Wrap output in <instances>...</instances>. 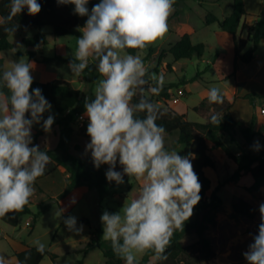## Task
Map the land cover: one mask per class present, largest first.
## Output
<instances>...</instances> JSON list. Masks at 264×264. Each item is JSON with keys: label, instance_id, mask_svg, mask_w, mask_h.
Returning <instances> with one entry per match:
<instances>
[{"label": "clouds", "instance_id": "obj_1", "mask_svg": "<svg viewBox=\"0 0 264 264\" xmlns=\"http://www.w3.org/2000/svg\"><path fill=\"white\" fill-rule=\"evenodd\" d=\"M59 5H74L73 14L87 17L76 38L77 47L68 67L74 76H81L96 61L100 79L94 99L85 98L88 119L87 135L95 168L108 165L105 173L109 182L124 183V176L141 181L136 198L125 201L114 213L104 211L100 216L102 238L111 243L114 254L124 264H138L136 255L154 253L156 261L167 260V247L176 231L184 230L202 197V184L194 171V155L181 156L165 148L166 129L158 125L159 107L149 95L163 90L164 77L149 73L140 54L127 49L145 50L162 39L168 31V18L174 11L175 0H100L87 7L89 0H57ZM25 9L35 16L42 10L37 0H10L9 15L0 16V26L9 24ZM18 25L4 27L14 35ZM34 64L21 57L0 78V217L20 212L34 194V184L45 174L51 156L33 145L32 128L41 124L49 132L54 116L44 118L52 105L42 89L30 88ZM138 97V102H133ZM210 104H222L224 97L218 87L207 94ZM143 113L141 118L140 114ZM219 114L211 123L220 124ZM253 149L260 150L259 141ZM117 163L122 171H117ZM74 203L75 201H71ZM260 224L252 243L243 253L248 264H264V203L259 205ZM64 225L69 232L79 234L83 225L68 216ZM43 254L45 245L34 242ZM0 264L6 259L0 256Z\"/></svg>", "mask_w": 264, "mask_h": 264}, {"label": "trees", "instance_id": "obj_2", "mask_svg": "<svg viewBox=\"0 0 264 264\" xmlns=\"http://www.w3.org/2000/svg\"><path fill=\"white\" fill-rule=\"evenodd\" d=\"M232 8L231 13L223 21H220L216 15L209 13L206 15L205 23L207 25L219 22L221 28L231 34L234 38V54L235 65L234 72H236L237 62L250 63L254 57V54L258 48V45L264 40V11L258 16V21L252 26H246L242 21L249 16L244 7L243 0H231ZM42 5V10L35 16L27 14L25 9L20 15L13 18L7 25L0 26V52L9 51L13 49V44L9 38L11 34L4 31V27H11L12 25H18L17 31L20 32L30 28H42L51 27L53 33L57 37L68 36L74 28L79 26L80 21L77 15L73 14V11L69 8V5H59L57 0H37ZM100 0H89L87 7L91 10L92 6L99 3ZM10 12V0H0V16H8ZM247 29L248 38H237L236 34L239 28ZM15 32V33H16ZM251 41V47L244 52L248 42ZM26 48H39L48 44V40L45 34L39 33L31 38H25L22 41ZM129 54L136 55L140 49H127ZM206 51V45L203 43L193 44L191 40V34L185 32L181 35L180 39L170 48L169 53L173 56L175 61L191 60L194 57L201 58ZM31 57H34V53L29 52ZM73 58H61L56 57L54 59L45 58L43 62L49 63L51 61H59L61 63H69ZM145 62V59H143ZM90 70V65L85 69L84 74H87ZM5 71L4 60L0 59V78ZM198 76H202L201 73H197ZM196 81L192 79L190 82ZM189 82V83H190ZM34 88L42 89V94L51 103L52 107L59 114L60 118L57 125L60 129L59 142L54 150L41 149L47 151L58 166H62L69 174V182L64 192L57 196V199H63L73 190L79 187H87L89 190L97 192L100 202H102L110 193L111 186L106 179L105 173L107 171L106 165H101L99 169L95 168L92 162L91 156L81 157L71 152L72 141L75 134L73 124L79 119L81 115H85L84 102L85 98L94 99L93 89L90 88L87 92L80 91L71 87L67 81L54 80L50 82H37L34 81L30 92ZM0 91L7 93L6 88H0ZM164 99V105H158L155 103V96H149L150 100L156 104L161 112L160 118L156 121L158 125H162L166 129V135L178 134L177 140L170 147H165L167 150H175L182 144H190V152L194 155L193 165L194 171L198 174L199 180L202 184V191L200 193L202 199L199 204L194 208L204 205L208 207L209 213L204 217L201 224L188 220L185 222L184 230L176 231L171 239L170 245L167 247L165 255L167 260L157 261V264H200L202 261H208L214 257V252L211 247V242L204 235L209 225H216V219L214 212L222 206V199L218 195L221 189L228 183H238L239 178L244 173L251 174L254 183L251 187L247 188L250 193L257 191L264 184V151L259 154H255L250 151H245L243 146L236 140V135L239 130L245 145L249 149H253V139L259 136L256 132L257 117L254 114L251 123L245 127L240 128V122L236 121L230 110L232 104L224 97L222 104H210L208 99L205 98L201 103L195 106L192 110L201 118H208L205 123L193 122L188 120L186 113H180L174 108L169 106L171 94L167 92V89L163 88L160 92ZM245 98L249 99L254 109L256 108L255 99H263L264 95L248 94ZM133 102H138V97H134ZM215 114H219L222 118L220 124L211 123V117ZM143 113L140 114L141 118ZM88 119L86 118L82 126L79 128L87 135ZM45 133L41 128L36 133H32L33 142L36 144L39 137ZM228 135L230 141L234 144L240 154H236L224 141V136ZM264 144V136H263ZM264 146V145H263ZM76 151L80 150L79 145H75ZM212 150H221L227 157H229L237 166L232 176L220 183L215 189H212V180L207 175V171L217 172L218 167L215 159L210 155ZM46 174L37 178L38 180L44 178ZM128 176L124 178V181L128 180ZM211 193V201L207 203L206 195ZM50 199H54L51 198ZM31 199L29 203L24 206L23 210L16 213H11L5 217H0V221L8 224L12 227H17L19 221L23 216H31L32 221L30 227L32 230L37 224L40 217V213H33L31 210ZM47 205H44V209ZM233 211L243 217L253 220L258 210L249 202L240 199L238 202L232 204ZM213 212V213H211ZM86 224L87 221H84ZM257 224V231L258 225ZM192 229H196L199 236V240L190 245L184 246L182 239ZM103 228L100 225L93 233L89 242L81 249L77 251L79 254H88L89 252L99 249L103 252L105 258L108 260L106 264H124V261L117 257L111 247L109 241H105L102 238ZM197 249L198 254L191 252L192 249ZM154 256L151 250H148L143 255L141 260H137L138 264H148L150 259ZM15 257L19 264H40L45 257H50L52 261H56L57 255L45 249L43 254L37 252L36 247H28L27 249L15 253ZM79 264H83L81 260Z\"/></svg>", "mask_w": 264, "mask_h": 264}, {"label": "rangeland", "instance_id": "obj_3", "mask_svg": "<svg viewBox=\"0 0 264 264\" xmlns=\"http://www.w3.org/2000/svg\"><path fill=\"white\" fill-rule=\"evenodd\" d=\"M232 1L231 0H175L174 11L168 18V26L170 29L183 27L185 32L192 30L195 26L198 33L194 35L193 42L200 43L202 41L207 42L212 36V32H209L208 28H204L203 23L206 15L212 13L219 18L230 15ZM74 8V5H71ZM79 19L84 24L87 17H80ZM210 29V28H209ZM45 32H52L50 27L44 29ZM171 31V30H170ZM168 30L162 39H158L154 44L149 45L145 50H141L138 54L142 59H145V67L149 73H155L158 77L163 75L164 85L163 88L167 89V92L171 94L169 106L177 105L182 108L183 105L192 107L200 104L202 99L200 98L203 89H210L211 83L208 81L214 80L218 72L210 64L209 73L205 77V80H201V76L197 73L198 67L202 71L203 65L199 64L197 57L191 60L175 61L173 56L169 53L170 48L174 45L171 41L174 40V35ZM81 33L74 30V33L69 39L76 41ZM225 37H230L228 33L224 34ZM212 38V37H211ZM62 39V38H60ZM170 42V43H169ZM77 47V46H76ZM75 47V49H76ZM52 49V46L51 48ZM208 54V50L206 51ZM90 70L87 73V81L84 92H87L99 81L101 76L96 71V61L90 63ZM206 66V65H205ZM58 77L64 78L72 76L68 66H63L58 69ZM103 79V77L101 78ZM192 79L196 81L190 82ZM190 82V83H189ZM229 82L222 83L219 87L223 90L228 88ZM183 91V95H179V92ZM152 96L151 94H147ZM178 98V102H174V99ZM205 99V98H204ZM203 99V100H204ZM257 117L256 132L260 134L253 139L259 141L261 145L260 150L249 149L244 142L239 130L236 135V140L243 146L245 151H250L255 154L262 153L264 151L263 136L264 125L258 126L260 120H264V114L261 113V109L264 108V99H255ZM155 103L158 105H164V99L162 93L155 96ZM172 107V106H171ZM54 116V123L51 128H54L60 118L59 114L52 107L51 112H45L44 118L49 115ZM86 116V115H85ZM87 117L84 118V120ZM83 120V121H84ZM188 120L193 122H207L208 118L202 119L193 110L188 112ZM78 119L73 128L75 131L73 137V143L80 146V150H73L76 155L81 157L91 156L90 152H87L86 144L90 142V138H86L84 133L79 130L83 123ZM41 124L33 125L32 129H41ZM240 128H245L249 123L241 121ZM178 134L165 136V147H170L177 140ZM53 138V137H52ZM224 141L227 145L236 153L240 154L237 147L231 143L228 135L224 136ZM50 144L45 141L42 147H47ZM72 150V149H71ZM178 154L186 156L190 152L186 148L178 149ZM210 155L215 159L218 170L207 171V175L212 180V189H215L220 183L228 180L234 171L236 170V164L226 156L221 150H212ZM108 169V165H106ZM47 170H50L47 168ZM117 171H122L121 166L117 163ZM127 175L124 176V178ZM109 182V181H108ZM141 181L136 180L134 177L128 178L123 184L117 185L115 182H109L111 186V193L100 202L96 191L91 190L85 194H82L81 200L75 205L69 214L65 215L58 204L57 197L50 199L41 195V190L37 195H32L31 209L32 212L40 213V217L36 226L32 230L30 224L32 221L29 216H23L17 227H12L0 221V256L6 259V264H19L15 258L14 251L21 250L23 246L35 247L34 242L39 240L45 245V249H48L58 257L56 261H52L50 257H45L41 264H79L82 260L83 264H106L108 260L105 258L103 252L99 249H95L88 254H79L77 251L83 248L90 240L92 233L102 225L100 222V216L104 211L114 213L119 211L125 201L130 202L131 199L136 198L141 188ZM254 180L249 173H244L238 180V183L228 182L218 193L222 199V206L214 212L216 225H209L204 235L211 242V247L214 252V257L208 261H202L200 264H248L243 256V253L248 250V246L252 243V237L257 234V224L260 221L259 205L264 203V184L255 192L250 193L247 188L251 187ZM38 196L39 198H37ZM42 199V200H41ZM243 199L253 205L257 210V215L253 220L240 216L233 211L232 204ZM206 201H211V193L206 195ZM47 208L44 209V205ZM209 208L204 205L194 210L193 216L189 219L197 225L201 224L204 217L209 213ZM213 213V212H211ZM68 216H74L77 218V226L83 225V230L79 233L69 232L64 225V219ZM83 217L89 219V223H83ZM199 240L196 229H192L182 239L184 246H190ZM191 252L198 254L197 249H192ZM144 254H137V260H141ZM154 257V256H153ZM151 258L148 264H157L154 258Z\"/></svg>", "mask_w": 264, "mask_h": 264}, {"label": "crops", "instance_id": "obj_4", "mask_svg": "<svg viewBox=\"0 0 264 264\" xmlns=\"http://www.w3.org/2000/svg\"><path fill=\"white\" fill-rule=\"evenodd\" d=\"M243 2L245 10L249 14V16L242 21V24L244 23L246 26L249 27L254 25L258 21V16L264 11V0H243ZM69 8L72 11L74 9L71 7V5H69ZM228 15L223 16L222 18H219L217 16V18L220 21H223ZM79 21V26L82 27L84 24L80 19ZM203 26L204 28H208L209 32H212V38L210 37L209 40H206L207 42H200L205 44L206 51L208 50V54L205 51L203 56L201 58H198L199 64L203 65L202 71L198 67L199 73L202 74L201 80H205V77L209 73V65L211 64L215 68L216 72H218V75L214 80L208 82L211 83L212 87H218L221 93L227 99V101L232 104L230 112L233 118L240 123L241 121H243L244 123L250 124L252 117L255 114L256 108L254 109L250 100L245 98V96L248 94L264 95V40H262L258 45V48L254 54L252 61L247 64L238 61L236 66V72L234 75H232L234 72L235 65L233 36L228 32L224 31L221 28L219 22L207 25L204 19ZM45 28L46 27L30 28L27 30L16 32L14 35L10 36L9 40L13 44V49L9 51L0 52V59L4 60L5 70L10 69L13 61H18L21 57H23L25 62H32L34 64V68L31 71V74L34 77V81L43 83L54 80L67 81L74 89L83 91L86 86L85 84L87 81V74L83 73L81 76L72 75L60 78L58 77V69L63 66H68L69 63H61L59 61H51L49 63L43 62V59L45 58H74L73 52L75 51V47L77 46V44L76 41L73 42L72 39L70 40L69 37L74 33V30L77 29V27L74 28L72 32L66 37L55 36L51 27L50 28L52 29V32H45ZM168 30H171V34H175L173 38L174 40L171 41L174 44L180 39L181 35L185 33L184 28L180 27L179 25L174 29H170V26H168ZM198 30L199 29L194 26L192 30L186 31L191 34V40L193 44H200L193 42L194 35L198 33ZM39 33L45 34L48 40L47 45L41 46L39 48L24 47L22 43L23 39L34 37ZM226 33H228L230 37H225L224 34ZM236 37L247 39V29H242V27H240L236 34ZM51 46L52 49H50ZM250 47L251 41L248 42L244 52H246ZM29 52L34 53L35 56L31 57L29 55ZM90 63H93V60L90 59ZM146 67H148V65ZM226 82H229L228 88L226 90L221 89L219 85ZM97 83L98 81L96 80V83L93 88L91 87L93 89V93ZM208 91L209 89H203L202 91H200L201 95L199 99L203 100L204 98H207ZM170 105L176 111L180 113H186L188 116L189 110H192L195 106L199 104L194 105L192 107L183 105L182 108L177 107V105H172V103ZM202 119L205 120V118ZM260 125H264V120H260L258 126ZM39 130L32 129V133H36ZM59 134V126L51 128L49 132H45L42 136L39 137L36 144L33 142V145H39L40 149L54 150L56 149L59 142ZM45 141L47 143L50 142V144H48L47 147H42V145L45 144ZM75 145L76 144H74L72 141L71 152L73 154H76L73 152ZM190 146V144H182L178 146L175 151H178V149L181 148H186L190 152ZM47 168H49L50 170H47ZM45 174L46 176L44 178L38 180V182L34 184V195H37L39 190H41V195L47 198H56L59 194L65 191L69 182V174L64 167L58 166L53 160H51L50 163L47 165ZM90 191L91 190H89L87 187H79L73 190L65 198L58 200V204L60 205L63 213L65 215L69 214L71 209L75 205H77L78 202L81 200L82 194H85ZM36 197L39 198L38 196ZM73 200L75 201L74 203L71 202ZM29 217L31 218V216ZM82 221L83 223H85L84 221H87L89 223V219L87 217H83ZM28 223L29 221L27 222V225ZM28 247L29 246H23L21 250H15L14 255L15 253L27 249Z\"/></svg>", "mask_w": 264, "mask_h": 264}, {"label": "built area", "instance_id": "obj_5", "mask_svg": "<svg viewBox=\"0 0 264 264\" xmlns=\"http://www.w3.org/2000/svg\"><path fill=\"white\" fill-rule=\"evenodd\" d=\"M179 95H183V91H180V92H179ZM174 102H178V98L174 99ZM261 113L264 114V108L261 109ZM84 118H85L84 115H81V116L79 117V119L82 120V121L84 120ZM29 224H30V223H28V225H29Z\"/></svg>", "mask_w": 264, "mask_h": 264}]
</instances>
